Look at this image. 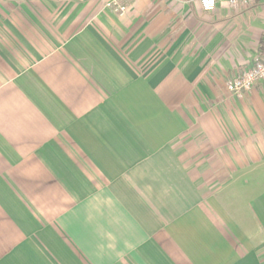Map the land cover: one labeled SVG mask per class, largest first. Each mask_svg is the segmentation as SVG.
<instances>
[{"label": "crops", "instance_id": "crops-1", "mask_svg": "<svg viewBox=\"0 0 264 264\" xmlns=\"http://www.w3.org/2000/svg\"><path fill=\"white\" fill-rule=\"evenodd\" d=\"M0 0V264H264V0Z\"/></svg>", "mask_w": 264, "mask_h": 264}, {"label": "built area", "instance_id": "built-area-1", "mask_svg": "<svg viewBox=\"0 0 264 264\" xmlns=\"http://www.w3.org/2000/svg\"><path fill=\"white\" fill-rule=\"evenodd\" d=\"M114 1L112 5L115 6V12L119 15H123L127 7L124 4H120ZM126 1V0H121ZM252 0H198V4L204 11L212 10L216 4L225 3L229 7L235 8L240 6H247L251 3ZM264 80V40L262 43V50L254 59L252 66L231 81L226 85L227 91L234 95L237 98H242L247 94L258 82Z\"/></svg>", "mask_w": 264, "mask_h": 264}]
</instances>
